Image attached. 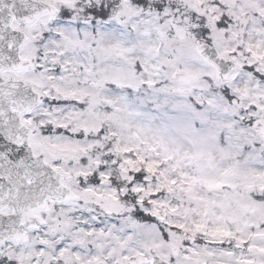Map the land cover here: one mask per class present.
Wrapping results in <instances>:
<instances>
[{"label": "snow or ice", "instance_id": "snow-or-ice-1", "mask_svg": "<svg viewBox=\"0 0 264 264\" xmlns=\"http://www.w3.org/2000/svg\"><path fill=\"white\" fill-rule=\"evenodd\" d=\"M0 264H264V0H0Z\"/></svg>", "mask_w": 264, "mask_h": 264}]
</instances>
